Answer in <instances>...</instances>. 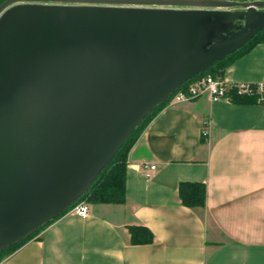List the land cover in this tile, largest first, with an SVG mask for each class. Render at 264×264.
Masks as SVG:
<instances>
[{
    "label": "water",
    "instance_id": "1",
    "mask_svg": "<svg viewBox=\"0 0 264 264\" xmlns=\"http://www.w3.org/2000/svg\"><path fill=\"white\" fill-rule=\"evenodd\" d=\"M20 3L92 7L59 29L26 26L0 43V250L81 197L181 84L264 30V0H7L0 17ZM186 6L240 9L251 30L210 58L193 59L203 46L190 48L192 39L177 29L150 24Z\"/></svg>",
    "mask_w": 264,
    "mask_h": 264
},
{
    "label": "crops",
    "instance_id": "2",
    "mask_svg": "<svg viewBox=\"0 0 264 264\" xmlns=\"http://www.w3.org/2000/svg\"><path fill=\"white\" fill-rule=\"evenodd\" d=\"M224 81L264 85V44ZM182 182L205 184L204 209L182 205ZM126 199L89 205L86 219L71 210L0 264H264V105L170 103L129 153ZM134 226L153 241L134 245Z\"/></svg>",
    "mask_w": 264,
    "mask_h": 264
},
{
    "label": "trees",
    "instance_id": "3",
    "mask_svg": "<svg viewBox=\"0 0 264 264\" xmlns=\"http://www.w3.org/2000/svg\"><path fill=\"white\" fill-rule=\"evenodd\" d=\"M5 1L7 0H0V6ZM237 1L243 2L245 0ZM258 44H264V30L236 52L213 63L203 73L181 84L175 92L158 104L144 117L81 197L52 220L43 224L18 242L0 250V263L24 246L27 242L37 239L44 230L69 213L80 203H86L88 205H124L127 200L126 170L128 166V156L149 124L172 102L177 93L185 91L192 83L202 78L211 76L213 78L224 79L226 68L231 66L240 57L248 54ZM226 99L236 105H264V89L261 91L256 84H250L247 91H240L238 87L232 86L226 90ZM203 136L206 138L207 134L204 133ZM206 196V186L203 183L182 182L179 185V198L182 205L187 208L204 209L206 205ZM129 231L134 245L150 244L153 241V234L146 227L134 226L130 227Z\"/></svg>",
    "mask_w": 264,
    "mask_h": 264
},
{
    "label": "rangeland",
    "instance_id": "4",
    "mask_svg": "<svg viewBox=\"0 0 264 264\" xmlns=\"http://www.w3.org/2000/svg\"><path fill=\"white\" fill-rule=\"evenodd\" d=\"M223 2L226 0H201ZM230 1V0H228ZM234 1V0H233ZM40 6V7H39ZM38 5L20 3L8 9L0 17V43L15 34L16 31H22L26 26L31 29L35 27H51L59 29L65 19H70L75 14L83 15L86 13V8L92 7L89 4H69L59 3L54 5ZM121 7V6H120ZM29 9L28 11H25ZM16 10L19 14L17 17L9 16L11 11ZM176 15H173L162 22L151 21L154 27L161 25L162 27H171L177 29L182 36H188L192 39L190 48L202 47L201 51L193 57V59L204 60L213 56L212 54L219 52L222 47L234 40L244 30L251 28L248 24H243L240 21V13L242 10L237 8H203V7H177ZM9 12L4 20L3 17ZM3 19V20H2ZM149 21V18H145ZM153 20V19H152ZM141 21V18H140ZM261 20L258 21V25ZM239 27L237 31H233V27ZM251 30V29H249ZM232 32V33H231ZM173 102V100H172ZM171 102V103H172Z\"/></svg>",
    "mask_w": 264,
    "mask_h": 264
},
{
    "label": "built area",
    "instance_id": "5",
    "mask_svg": "<svg viewBox=\"0 0 264 264\" xmlns=\"http://www.w3.org/2000/svg\"><path fill=\"white\" fill-rule=\"evenodd\" d=\"M250 84H229L221 78H213L211 76L202 78L192 83L185 91H180L173 98L174 103H187L199 99L204 96H209L212 100L226 98V90L229 87L236 86L240 91H247ZM262 91L264 85H258ZM152 169H155L153 167ZM72 213L82 219H86L90 214V207L86 203L78 204Z\"/></svg>",
    "mask_w": 264,
    "mask_h": 264
},
{
    "label": "flooded vegetation",
    "instance_id": "6",
    "mask_svg": "<svg viewBox=\"0 0 264 264\" xmlns=\"http://www.w3.org/2000/svg\"><path fill=\"white\" fill-rule=\"evenodd\" d=\"M54 4H59V3H44L42 5H54ZM154 8H161V7H157V6H154ZM169 8V7H168Z\"/></svg>",
    "mask_w": 264,
    "mask_h": 264
}]
</instances>
